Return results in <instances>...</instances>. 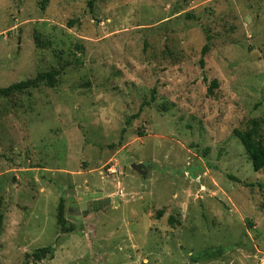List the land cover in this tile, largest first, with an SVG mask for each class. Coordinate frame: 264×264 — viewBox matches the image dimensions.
Instances as JSON below:
<instances>
[{
  "label": "rangeland",
  "instance_id": "1",
  "mask_svg": "<svg viewBox=\"0 0 264 264\" xmlns=\"http://www.w3.org/2000/svg\"><path fill=\"white\" fill-rule=\"evenodd\" d=\"M88 1L0 0V264H264V0Z\"/></svg>",
  "mask_w": 264,
  "mask_h": 264
},
{
  "label": "trees",
  "instance_id": "2",
  "mask_svg": "<svg viewBox=\"0 0 264 264\" xmlns=\"http://www.w3.org/2000/svg\"><path fill=\"white\" fill-rule=\"evenodd\" d=\"M97 0H89L88 6L91 10L94 9ZM209 51V44L207 43L202 50L203 54ZM57 71H49L45 73H38L34 78L21 80L12 83L6 87L0 86V94L4 96H9L15 92L25 91L31 87L36 86L42 80H48L51 86L55 85V79ZM218 85L217 80L212 81V87ZM212 90V88H211ZM251 125V124H250ZM249 125V126H250ZM235 133L244 145L250 160L252 161L253 168L256 171L261 170L264 167V135L261 133L260 129L254 123L246 130L235 129ZM58 222L60 224L66 223V218L64 215V203L61 201L59 204ZM1 221V219H0ZM67 231H72V228H68ZM52 246H43L36 249L33 252L35 259L41 260L49 255H52Z\"/></svg>",
  "mask_w": 264,
  "mask_h": 264
},
{
  "label": "water",
  "instance_id": "3",
  "mask_svg": "<svg viewBox=\"0 0 264 264\" xmlns=\"http://www.w3.org/2000/svg\"><path fill=\"white\" fill-rule=\"evenodd\" d=\"M132 168L142 172L143 170L141 169V165L140 164H136V163H133L132 164Z\"/></svg>",
  "mask_w": 264,
  "mask_h": 264
},
{
  "label": "built area",
  "instance_id": "4",
  "mask_svg": "<svg viewBox=\"0 0 264 264\" xmlns=\"http://www.w3.org/2000/svg\"><path fill=\"white\" fill-rule=\"evenodd\" d=\"M114 169H112V171H113Z\"/></svg>",
  "mask_w": 264,
  "mask_h": 264
}]
</instances>
